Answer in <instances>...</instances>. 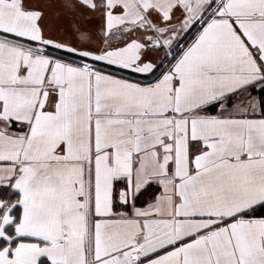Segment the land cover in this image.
I'll use <instances>...</instances> for the list:
<instances>
[{
  "label": "snow or ice",
  "instance_id": "1",
  "mask_svg": "<svg viewBox=\"0 0 264 264\" xmlns=\"http://www.w3.org/2000/svg\"><path fill=\"white\" fill-rule=\"evenodd\" d=\"M0 264H264V0H0Z\"/></svg>",
  "mask_w": 264,
  "mask_h": 264
}]
</instances>
